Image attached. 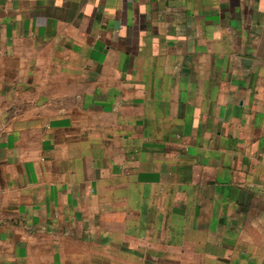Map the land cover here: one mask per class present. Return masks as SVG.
Instances as JSON below:
<instances>
[{
	"label": "crops",
	"instance_id": "1",
	"mask_svg": "<svg viewBox=\"0 0 264 264\" xmlns=\"http://www.w3.org/2000/svg\"><path fill=\"white\" fill-rule=\"evenodd\" d=\"M0 264H264V0H0Z\"/></svg>",
	"mask_w": 264,
	"mask_h": 264
}]
</instances>
